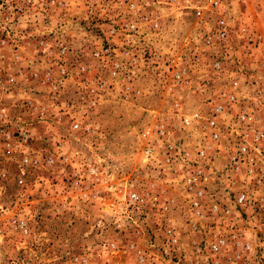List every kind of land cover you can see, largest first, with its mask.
Instances as JSON below:
<instances>
[{
    "label": "rangeland",
    "instance_id": "rangeland-1",
    "mask_svg": "<svg viewBox=\"0 0 264 264\" xmlns=\"http://www.w3.org/2000/svg\"><path fill=\"white\" fill-rule=\"evenodd\" d=\"M263 101L264 0H0V264H264L225 168Z\"/></svg>",
    "mask_w": 264,
    "mask_h": 264
},
{
    "label": "built area",
    "instance_id": "built-area-1",
    "mask_svg": "<svg viewBox=\"0 0 264 264\" xmlns=\"http://www.w3.org/2000/svg\"><path fill=\"white\" fill-rule=\"evenodd\" d=\"M196 12L198 15L201 14L200 9H197ZM221 36H224V33H221ZM236 85L237 81L233 80L231 87L234 89ZM231 92H233V90ZM228 99L230 102H233L234 94L230 93ZM260 106V112L262 113L261 119H258L255 113L253 114L250 111H240L237 114L239 127H237L234 134L237 140L235 151L229 155L225 167L226 171H231L233 173L241 171L257 185H260L262 180H264V101L263 103L261 102ZM222 111L223 106H216L214 113L207 121V128L209 129V136L212 141H218L221 138L222 128L219 127L217 114L222 113ZM200 153H204V150H201ZM199 178V175L193 177L195 181H199ZM203 194L204 191L198 187L194 194V199L191 201L194 208H200ZM128 199L135 203L141 200L135 192L129 193ZM249 200L248 193L243 190L233 196L234 204L239 207L246 205ZM211 210L215 212L219 210L222 215H227L229 213L227 207H221L217 202L212 205ZM168 232H171V229H169ZM2 234L3 229L0 224V237ZM224 244L225 239L222 236H218L210 243V248L212 250H217Z\"/></svg>",
    "mask_w": 264,
    "mask_h": 264
},
{
    "label": "crops",
    "instance_id": "crops-1",
    "mask_svg": "<svg viewBox=\"0 0 264 264\" xmlns=\"http://www.w3.org/2000/svg\"><path fill=\"white\" fill-rule=\"evenodd\" d=\"M154 188H157L156 186H154ZM159 189V188H158ZM149 190H152L151 188L149 189ZM258 205H261L262 206V204H261V202L259 201L258 202ZM253 218L255 219V225L257 226V228H261L262 226H261V224L259 225V223H260V220H259V218H257L255 215L253 216ZM213 228L215 229V230H219V231H225V228L224 227H221V226H219V225H215V226H213ZM248 228L247 227H240L239 228V230H234V237H235V239L236 240H242L243 242L244 241H246L245 240V237L244 236H246L247 235V230ZM208 230H209V228H208ZM212 230V229H211ZM210 231V230H209ZM253 232H256L257 234H256V240H257V242H258V244H255L254 243V248L255 249H258V255H260V254H264V235H262V232L263 231H257L256 229L255 230H253L252 231V233ZM261 234V235H260Z\"/></svg>",
    "mask_w": 264,
    "mask_h": 264
}]
</instances>
